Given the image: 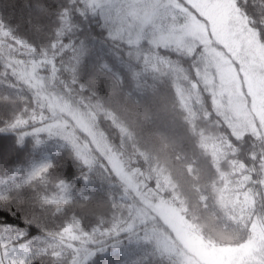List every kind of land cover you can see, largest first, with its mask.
I'll return each instance as SVG.
<instances>
[{"label":"trees","instance_id":"trees-1","mask_svg":"<svg viewBox=\"0 0 264 264\" xmlns=\"http://www.w3.org/2000/svg\"><path fill=\"white\" fill-rule=\"evenodd\" d=\"M234 1L264 44V0ZM130 31L123 13L87 0H0V38L43 60L45 81L93 116L143 196L210 243L246 241L264 220V138L232 132L204 82L201 48L155 45L148 32L135 43ZM10 57L0 47V264H73L75 245L95 251L86 264H187L161 247L166 224L141 221L139 200L108 164L27 132L47 111Z\"/></svg>","mask_w":264,"mask_h":264},{"label":"rangeland","instance_id":"rangeland-1","mask_svg":"<svg viewBox=\"0 0 264 264\" xmlns=\"http://www.w3.org/2000/svg\"><path fill=\"white\" fill-rule=\"evenodd\" d=\"M87 1L97 8L106 6L123 13L132 31L131 42H139L148 32L155 45H175L188 51L201 48L207 59L204 82L213 91L216 106L232 132L264 138V44L234 0ZM0 47L8 48L15 73L47 111L34 115L27 132L64 138L86 160L108 164L139 200L141 221L150 223V218L155 217L166 224L167 229L160 236L162 248L177 253L187 264H264V220L253 225L250 237L244 242L215 245L206 241L175 208L152 204L140 193L138 183L94 127L93 116L61 98L45 81L40 71L41 58H36L30 48L8 45L2 38ZM12 48L16 50L14 53ZM27 126L24 119L17 122L19 133L25 134ZM159 126L162 131L174 134V128L161 120ZM262 164L263 177L258 185H264ZM209 218L203 215L205 225ZM212 226L215 233L223 236L221 230L215 229L217 225ZM70 229L65 231L67 242L74 237ZM75 247L78 254L73 264H86L95 252L84 245Z\"/></svg>","mask_w":264,"mask_h":264}]
</instances>
